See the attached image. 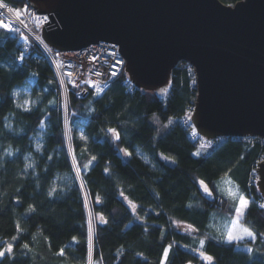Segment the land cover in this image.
Returning a JSON list of instances; mask_svg holds the SVG:
<instances>
[{
    "label": "trees",
    "instance_id": "obj_1",
    "mask_svg": "<svg viewBox=\"0 0 264 264\" xmlns=\"http://www.w3.org/2000/svg\"><path fill=\"white\" fill-rule=\"evenodd\" d=\"M22 53L0 29V249L13 246L0 264H264L255 172L264 146L191 140L180 119L197 90L184 66L159 91L137 88L123 72L102 94L72 92L65 116L49 60L34 44ZM23 87L29 94L17 97ZM122 149L132 155L124 159ZM225 178L250 202L241 220L254 240L228 243L212 227L214 216L236 213L219 184Z\"/></svg>",
    "mask_w": 264,
    "mask_h": 264
},
{
    "label": "water",
    "instance_id": "obj_2",
    "mask_svg": "<svg viewBox=\"0 0 264 264\" xmlns=\"http://www.w3.org/2000/svg\"><path fill=\"white\" fill-rule=\"evenodd\" d=\"M57 51L113 42L138 88H167L174 68L196 75L190 116L202 138L264 139V0H27ZM264 198V160L257 167Z\"/></svg>",
    "mask_w": 264,
    "mask_h": 264
},
{
    "label": "built area",
    "instance_id": "obj_3",
    "mask_svg": "<svg viewBox=\"0 0 264 264\" xmlns=\"http://www.w3.org/2000/svg\"><path fill=\"white\" fill-rule=\"evenodd\" d=\"M0 2L21 10L24 9L25 5H28L5 0H0ZM0 13H3V15H0V20L10 21L14 27L20 29L19 33H10L17 38L18 43L22 46V56L34 44L40 48L49 60L60 86L64 112L66 111L65 109H68L70 93L74 92L77 96H81L85 90H92L95 93L102 94L107 90L109 84L122 75L125 70L126 60L117 43L100 42L80 50L60 52L52 48L42 35L41 26L45 21L48 22L50 20L48 13L39 12L29 5L27 13L22 11L19 17L15 13L8 12L6 8H0ZM24 36H27V40L24 39ZM179 65L184 66L188 70L193 78L192 83L196 85V75L192 65L188 62H180L177 66ZM99 88H102L103 91H98ZM194 110L195 103L188 105L180 119V123L188 129V136L191 140H199L204 148H212L219 141L227 138L224 136L214 139L200 138L201 135L197 132L190 118ZM237 138H244L252 143L259 142L264 146V139L258 136ZM262 160H264V151L256 162V173L259 161ZM257 204L260 207L263 206L261 201H257Z\"/></svg>",
    "mask_w": 264,
    "mask_h": 264
},
{
    "label": "snow or ice",
    "instance_id": "obj_4",
    "mask_svg": "<svg viewBox=\"0 0 264 264\" xmlns=\"http://www.w3.org/2000/svg\"><path fill=\"white\" fill-rule=\"evenodd\" d=\"M0 8H6L8 12L15 13L17 17H19L22 14V11L24 13H27V11H28V5H25L24 9L21 10V9H17L14 7H9L8 5L3 4L2 2H0ZM0 15H3V13H0ZM0 29L5 30L6 32H16V33L20 32V29L14 27L10 21L5 22L4 20H0ZM24 39L27 40V36H24ZM20 58L23 59V56L21 55ZM113 74H115V73H113ZM98 91H103V89L99 88ZM109 131L114 133L116 135V138L119 139V133H117L115 129H109ZM125 154L128 156L132 155V153H130V152H126ZM195 154L200 155L199 152H197ZM92 159L95 160V157H93ZM90 163H91V161H90ZM85 167H87V166H85ZM105 171H108V170L105 169ZM199 183L203 187L204 192L207 193L208 195H211V191L208 189V186L206 184H204L203 181H199ZM51 194L52 193L50 192L49 195H51ZM121 195H123V193H121ZM249 204H250V202L244 196L238 197V203H237V206L235 208V212L237 214L236 220L233 222V229H230L225 236V239L228 243H232L234 241L238 242L242 239H245V237H252L253 239H255L256 234L248 228L241 227L240 231L243 232L244 235H238L234 231L235 224H236V222L239 221L241 209H246L249 206ZM29 211H34L32 206H29ZM17 227L19 229V225H17ZM15 239H16V237H13V240H15ZM73 239H75V238H73ZM200 243L204 244V241H201ZM12 247L13 246L11 244H8L6 248L0 249V259L5 257L6 252L8 254H11ZM24 247L27 248L28 245L25 244ZM170 247L171 246H169V249H165V256L167 255V252L170 250ZM250 251H252V250L250 249ZM60 254L63 255V249L60 250ZM205 256H206V259L208 261L214 260V258L212 256H207L206 254H205Z\"/></svg>",
    "mask_w": 264,
    "mask_h": 264
},
{
    "label": "rangeland",
    "instance_id": "obj_5",
    "mask_svg": "<svg viewBox=\"0 0 264 264\" xmlns=\"http://www.w3.org/2000/svg\"><path fill=\"white\" fill-rule=\"evenodd\" d=\"M56 50V49H55ZM60 52H70V51H60ZM124 72H126V70H124ZM127 73V72H126ZM165 89V88H164ZM163 90V89H162ZM29 89L26 88V87H23V88H19L16 90V95L17 97H21V96H25L27 94H29ZM68 104L70 103V97H69V100H68ZM23 102V106L25 107H28L30 106L32 100L30 99V97H26L25 100L22 101ZM69 107V105H68ZM65 116H66V113H67V109H65ZM65 128H66V140L70 139L69 138V135H68V126H67V121L65 119ZM69 149H70V153L72 154V149H71V146H69ZM126 152H129L128 150L126 149H122L121 150V155L123 156L124 159H128L129 156L126 155L125 153ZM139 155H141L145 160H148L147 157L143 156L140 152H139ZM167 158V157H166ZM171 163L174 162L173 159L171 158H167ZM221 183V184H220ZM219 184L221 185V188L223 189L224 193L232 198L234 201H236V203H238V197L239 196H244L240 191L239 189L230 181V179L228 178H225L223 179L222 181L220 180L219 181ZM219 185V186H220ZM245 197V196H244ZM246 198V197H245ZM247 199V198H246ZM248 200V199H247ZM249 201V200H248ZM244 210L245 209H241V213H240V216H239V221L236 222L235 224V228H234V231L236 234L238 235H244L243 232L240 231L241 227H244V228H247L243 223H242V217H243V214H244ZM236 216L237 214L235 213V215L233 217H228V216H222V217H219L218 219L216 218L215 219V216L213 218V221H212V227L214 229V231L216 232L217 236L220 237L221 239H225V236L227 234V232L230 230V229H233V222L236 220ZM249 229V228H248ZM242 240H254L252 237H245V239H242ZM239 248H243V249H246V250H250L251 249V246L249 245H242V246H238Z\"/></svg>",
    "mask_w": 264,
    "mask_h": 264
},
{
    "label": "bare ground",
    "instance_id": "obj_6",
    "mask_svg": "<svg viewBox=\"0 0 264 264\" xmlns=\"http://www.w3.org/2000/svg\"><path fill=\"white\" fill-rule=\"evenodd\" d=\"M46 41V40H45ZM59 88H60V86H59Z\"/></svg>",
    "mask_w": 264,
    "mask_h": 264
}]
</instances>
